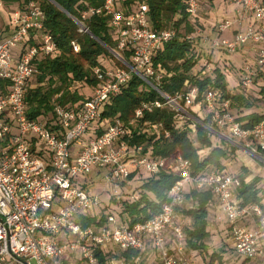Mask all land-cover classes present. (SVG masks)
I'll use <instances>...</instances> for the list:
<instances>
[{"label": "built area", "instance_id": "2783aa9c", "mask_svg": "<svg viewBox=\"0 0 264 264\" xmlns=\"http://www.w3.org/2000/svg\"><path fill=\"white\" fill-rule=\"evenodd\" d=\"M116 1L90 5L79 20H74L80 32L88 33L85 22L90 17L106 16L116 40L112 53L123 62V53L129 52V61L124 60L129 66L95 67L97 83L91 96L78 108L56 104V127L50 128L42 118L28 117L25 103L37 58L56 51L52 35L44 27V12L33 0L21 8H6L0 0V264H143L147 256L159 264H188L179 208L190 188L213 194L225 214L240 264L255 258L264 260V212L257 203L240 205L234 198L240 183L236 176L224 170L193 175L189 160L181 155L164 158L143 152L141 145L127 142L133 119L128 123L119 118L104 119L106 125L99 134L95 129L90 132L104 104L122 90L133 73L160 92L164 70L153 67V55L176 35L171 28L153 30L149 26L144 0L129 13L118 8ZM231 2L249 14L253 23L236 30L230 38L211 40V46L235 52L248 42L257 45L255 67L240 76V84L247 88L255 75L264 73V2ZM185 4L189 16H196L198 0H186ZM232 25L224 20L215 28L222 33ZM71 45L74 51L79 50L76 42ZM197 93L195 86L174 96L161 93L163 101L143 103L135 117L144 109L165 106L188 115L184 106L197 103L206 109L210 123L228 138L264 147V120L244 128L228 99H218L207 90L195 102ZM85 135L89 136L84 139ZM41 149L50 155L49 160L35 152ZM104 167L109 168L104 179L113 187L136 170L148 175L167 170L178 179L160 210L144 221L128 225L109 213L100 224L83 225L87 216H96L89 210L97 206L98 199L78 178ZM246 218L252 227L242 223Z\"/></svg>", "mask_w": 264, "mask_h": 264}, {"label": "trees", "instance_id": "16d2710c", "mask_svg": "<svg viewBox=\"0 0 264 264\" xmlns=\"http://www.w3.org/2000/svg\"><path fill=\"white\" fill-rule=\"evenodd\" d=\"M29 1L31 0H3L6 8L13 6L21 8ZM33 1H36L44 12V27L51 33L56 44V51L52 55L39 56L36 60V72L25 91L26 113L33 119L42 118L47 126L54 128L56 127L54 106L58 104L78 108L89 97L85 98L73 87V84L83 83L92 88L96 85L93 69L104 68L103 58L114 59L112 50L116 48V40L108 24V18L104 15L92 16L85 22L88 33L80 32L74 20L80 19V14L86 7L100 5L102 0ZM139 1L117 0L116 2L118 8L129 13ZM144 2L147 5L148 23L153 30L173 27L176 31V35L153 55V67L159 66L164 70L158 84L159 91L165 95L174 96L195 86L198 90L195 102L202 98L205 91L212 90L218 99L229 100L232 111L241 112L242 108L249 109L250 103L246 96L241 92H232L227 87L224 71L221 68L215 67L209 74L200 71L192 73L193 67L197 64V57L192 51V37L187 38V36L195 31V27L191 23V17L185 11L186 0H144ZM181 28L182 34L179 32ZM73 41L79 45L78 51L73 50L71 45ZM129 56V52L123 53L125 61H129ZM115 65L125 67L120 61H116ZM261 74L259 72L253 80ZM238 84H240V78ZM261 91L264 93V86ZM160 92L133 73L122 90L111 96L109 102L104 104L99 120L119 118L128 123L133 119L135 124L132 125V136L127 138L129 144L141 145L143 152L148 151L152 156L174 158L181 155L189 160L193 175L209 170H223L222 160L229 152L223 146L212 145L210 131L201 124L202 122L210 126L207 117L200 119L195 113L186 109L190 115L185 116L189 123L194 125L198 147L194 146L188 137L190 128L176 126L175 119L179 112L169 107L144 109L141 116L135 117L136 110L143 103L154 100L163 101ZM236 119L244 128H251L264 120V114L250 112ZM155 125L158 129L157 133L153 127ZM101 129V126H96V134H99ZM203 147L207 149V152L200 156L198 152ZM255 150L264 157V147L257 144ZM35 152L47 160L50 158V155L42 149ZM236 177L240 180L234 193L238 203L240 205L257 203L264 212V206L259 203L260 193L264 191L261 186H257L259 177L254 176L250 181H245L241 175ZM177 179L175 174L167 170H161L154 175L147 174L140 185L141 192L138 198L122 200L123 208L118 211L119 220L130 225L137 221H144L157 213L166 202L167 192ZM212 198L213 194L209 190L190 188L185 194V202L179 208V213L182 218L189 220L183 225L186 251L188 249L200 251L206 247L207 204ZM113 199L114 202H118L117 197ZM104 220L103 214L87 216L83 225L100 224ZM220 257L217 253H213L207 264H211L216 258L220 260Z\"/></svg>", "mask_w": 264, "mask_h": 264}, {"label": "rangeland", "instance_id": "374dc122", "mask_svg": "<svg viewBox=\"0 0 264 264\" xmlns=\"http://www.w3.org/2000/svg\"><path fill=\"white\" fill-rule=\"evenodd\" d=\"M199 9L196 16L191 17V23L195 27V31L190 34L192 37L191 40L193 41V48L192 51L197 57V64L193 67L192 73H196L198 71L203 72L205 74H209L215 67H219L224 71L225 81L227 82V86L234 89V92H241L246 97V99L250 103V108H254L255 110H262L264 112V93L261 91L262 86H264V73L261 76L257 77L253 80V83L249 87H244L242 84L239 83V78L241 75L246 73L250 68L255 67V59L254 53L252 51H242L240 48L237 49L235 52H228L221 47L213 48L211 46V40L221 39L228 37V32L236 27L239 26L237 22H235V18L232 15V10L235 14H238V10L236 11V7L233 5L234 3L231 0H198ZM238 6V5H237ZM239 12L243 14H247L242 11L241 7L238 6ZM5 17H7L6 12H3ZM224 20H229L233 22V25L230 29L218 33V31H213L211 27H216L215 25L219 24ZM248 25V24H247ZM246 25V26H247ZM245 26V27H246ZM175 31L173 27H171ZM180 34L183 33V29H179ZM204 30L203 32H201ZM205 34V36L202 35ZM189 36V35H188ZM120 55V54H119ZM114 56V59L103 58L102 62L105 64L104 67H118L115 65L116 61L122 62L118 57ZM123 63V62H122ZM120 67V66H119ZM73 87L78 90L85 98L91 96L93 88L84 85L83 83H74ZM72 88V89H74ZM230 91H232L230 89ZM233 92V91H232ZM194 104L193 106H196ZM186 107L189 109L190 112L195 113L200 119L206 118V115L201 107V104H198L199 107ZM254 110V111H255ZM235 110H233L234 112ZM256 111V112H258ZM261 111V112H262ZM235 117H241V112H234ZM187 115L184 111L178 113L175 119L176 126L179 128L188 127L190 130L188 131V137L193 142L194 146L198 147L199 144L196 142L195 139V129L194 125L190 124L189 120L186 118ZM190 115V114H188ZM187 115V116H188ZM192 119V117H190ZM135 124V121H134ZM210 127L214 130L220 132V130L212 125L209 121ZM106 121L102 120H95L91 126L90 132H94L96 126H105ZM154 127V126H153ZM156 133L158 129L154 127ZM89 135H85L84 139ZM210 139L212 145L223 146L228 149L229 154L225 159L222 160L224 164V169L226 172L231 173L233 176H245L247 175L248 171L247 168L251 169V173L254 176L259 177L260 182L264 187V157L256 151L258 157H253L239 149H236V146L231 145L227 142L225 138L220 137L218 134L214 132H210ZM230 144V145H229ZM257 147V145H255ZM256 149V148H255ZM207 152L206 148H202L199 150V155L203 156ZM233 158V159H232ZM230 161V162H229ZM245 165V166H244ZM226 168V169H225ZM109 171V168L104 167L99 170H92L89 174L78 178V181L85 185L88 192L91 194L96 195L98 199L97 206L91 208L89 210L90 215L99 214L108 215L109 213L113 214L117 219H120L118 215L119 209H122V200L129 199L131 200L134 198H138V195L141 192L140 185L143 182V179L147 176V173L143 172L142 170H136L131 172V176L124 178V180H120L117 182L116 186L113 187L112 185H107V182L104 179V175ZM259 183V182H258ZM257 183V186H258ZM236 189V188H235ZM234 189L233 193H236ZM114 195L117 196L118 202H114ZM261 196V195H260ZM261 205L264 206V196H261L260 202ZM225 217V214L221 212ZM223 219L225 220V218ZM189 220L184 221L187 224ZM127 224V222H126ZM219 232L225 230V226L221 223ZM216 232V231H214ZM218 233V232H217ZM219 234H214L212 237L213 241H219L220 239ZM214 243V242H213ZM221 249L215 247V245L209 244L208 251L203 250L199 251L200 255L195 256L196 260L190 259V251H186V256L188 260V264H207L210 260V257L213 253L219 254ZM117 254V253H116ZM115 254V255H116ZM117 258L120 257V254H117ZM219 258L214 260L213 264H229L231 262H235L236 264H240L242 259L237 257L235 253L228 252L220 257V261L218 262ZM143 264H159L157 261L152 260V256H147L146 260L143 261Z\"/></svg>", "mask_w": 264, "mask_h": 264}, {"label": "crops", "instance_id": "0c3cea01", "mask_svg": "<svg viewBox=\"0 0 264 264\" xmlns=\"http://www.w3.org/2000/svg\"><path fill=\"white\" fill-rule=\"evenodd\" d=\"M261 1L264 2V0H261ZM233 5L236 7V11L238 10V14H235V12L233 10H232L231 13H232V15L234 17H236L235 18V22H237L239 24V26L234 28V29H232V30H230L228 32V34H227L228 37L226 36L225 38H230L232 36V34L236 30H242L247 24H252L253 23V19L251 18V16L249 14H243V13L239 12L238 6L236 4H233ZM211 29H213V31H217L214 26L211 27ZM203 31L204 30H202L201 32H203ZM203 33H202V35L205 36V34H203ZM240 49L242 51H244V50L245 51H252L254 53V59L256 58L257 45L255 43L248 42L247 44H245L242 47H240ZM228 88L231 89L232 91H234L233 88H230V87H228ZM237 92H239V91H237ZM193 107H197V108L203 107L204 108L203 105L201 107H199L198 105L193 106ZM202 110L204 111V113L206 115L207 114L206 109L204 108ZM240 110L242 111L241 115L248 114L250 112L258 111V110H255L254 108H249V109L242 108ZM261 111L262 110H260L258 112H261ZM261 113L264 114L263 111ZM217 132L218 133H216V134H218L222 138H225L228 143H230L231 145L236 146V149H239V150H241V151H243V152H245V153H247V154H249V155H251V156H253L255 158L258 157L257 154H256V150H255V148H256L255 145H257V144L254 141H250V143L247 144L249 146H246V144L242 143V141H240V140H235V139L232 140L231 138H228L226 136V134H223L222 132H219V131H217ZM246 168H247L248 173L245 176L244 180L245 181H250L254 177V175L251 173V169L250 168H248V167H246ZM258 186H261L263 188V190H264V187H263L262 183L260 182V180H259ZM233 195H234V193H233ZM260 195L264 196V191L261 192ZM234 198H235V196H234ZM221 212H222V210L220 209L216 199L213 196V198L210 201V203L207 204L206 220H207L208 237L205 240L206 247L203 250L207 249V251H208L209 244L211 243L212 245H215V247H218V248L221 249L219 251L218 255L222 257L224 254H227L228 252H232V253H234V252H233L232 240H231V236H230V232H229V225H228V222H227L226 218L223 216V214ZM223 217L225 218V220L223 219ZM186 220L187 219L184 218V221H186ZM221 223H223V225L225 226V230H222L221 232H219V230H220L219 228H220ZM242 223L247 225L248 227H252V225H253L251 220L247 219V218L243 219ZM214 231H216V232H214ZM214 234H219L221 236L219 241H213L212 240V237H213ZM188 250L190 251V259H192V260L193 259L196 260V258H194V257L197 256V255H200L198 250H193V249H188ZM203 250H201V251H203ZM219 261L220 260H218V262ZM213 263H214V261L211 264H213ZM229 264H236V263L235 262H231ZM245 264H264V260H261V259H258V258L250 259V260H246Z\"/></svg>", "mask_w": 264, "mask_h": 264}, {"label": "water", "instance_id": "95a60500", "mask_svg": "<svg viewBox=\"0 0 264 264\" xmlns=\"http://www.w3.org/2000/svg\"><path fill=\"white\" fill-rule=\"evenodd\" d=\"M51 1H52V0H51ZM52 2H53V1H52ZM123 63L129 66V64H128L127 62H125L124 60H123ZM199 122H201V121H199ZM201 124H202L203 126H205L210 132L218 133L217 130L212 129L210 126H208V125H206V124H204V123H202V122H201Z\"/></svg>", "mask_w": 264, "mask_h": 264}, {"label": "clouds", "instance_id": "9594fccd", "mask_svg": "<svg viewBox=\"0 0 264 264\" xmlns=\"http://www.w3.org/2000/svg\"><path fill=\"white\" fill-rule=\"evenodd\" d=\"M139 115V113H137Z\"/></svg>", "mask_w": 264, "mask_h": 264}]
</instances>
